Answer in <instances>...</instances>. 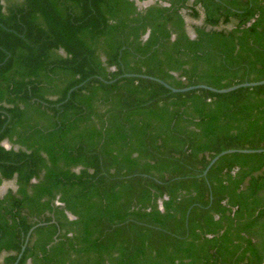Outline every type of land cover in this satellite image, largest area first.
<instances>
[{"label":"trees","instance_id":"16d2710c","mask_svg":"<svg viewBox=\"0 0 264 264\" xmlns=\"http://www.w3.org/2000/svg\"><path fill=\"white\" fill-rule=\"evenodd\" d=\"M2 1L0 264H262L264 85L124 75L264 81V0Z\"/></svg>","mask_w":264,"mask_h":264},{"label":"water","instance_id":"95a60500","mask_svg":"<svg viewBox=\"0 0 264 264\" xmlns=\"http://www.w3.org/2000/svg\"><path fill=\"white\" fill-rule=\"evenodd\" d=\"M132 1H134L136 3V5L139 6V7H148L149 5L153 4L152 0H147V1H144V2H141L139 0H132ZM124 77H143V78H148V79L154 80V81L162 84L163 86H165L167 89L171 90L174 93H183V92H189V91L198 90V89H205V90H208V91H211V92H214V93L226 94V93H230V92H233L235 90H238L240 88L257 87V86L264 85V81H260V82L243 83V84L235 85V86H232V87H229V88H226V89H221V90H218V89L206 86V85H196V86H190V87H187V88L176 89V88H173V87L169 86L164 81H162L160 79H157V78H153V77L132 75V74H126V75H124ZM263 152H264V149H259V150H227V151H224V152L220 153L219 155H217L216 157H214L211 160L209 166L207 167V169L204 172V176L207 175V173L210 170V168L224 155L232 154V153L251 154V153H263ZM33 230L34 229H31V231L29 232V234L27 236V239H26V244H27V241H28V239H29V237H30V235H31ZM25 247L26 246L23 247L22 251L25 250ZM21 255L22 254H20L19 258L21 257ZM262 264H264V260H263Z\"/></svg>","mask_w":264,"mask_h":264},{"label":"crops","instance_id":"0c3cea01","mask_svg":"<svg viewBox=\"0 0 264 264\" xmlns=\"http://www.w3.org/2000/svg\"><path fill=\"white\" fill-rule=\"evenodd\" d=\"M132 1V0H131ZM152 5H154V4H152ZM152 5H149V7L150 6H152ZM139 7V6H138ZM140 9H142V7H139ZM186 22H187V26H188V18L186 17ZM188 31H189V28H188ZM148 35V34H147ZM193 36H194V33H193ZM5 144H6V146H5ZM3 145L7 148V149H10L11 148V146L7 143V142H4L3 143ZM7 183H10L11 184V186L12 187H10L9 189H7V190H5L2 194H0V197L2 198L9 190H16L17 188H16V184H15V182L14 181H10V182H4L1 186H0V188L3 186V185H5V184H7ZM160 208L163 210V206H162V203H160ZM69 217L71 218V219H73L74 217L73 216H71V215H69ZM22 253H23V251H22ZM21 253V254H22ZM20 256V255H19ZM22 256V255H21ZM21 258V257H20ZM1 261H2V259H0V263H1ZM29 264H31V262L29 263Z\"/></svg>","mask_w":264,"mask_h":264},{"label":"rangeland","instance_id":"374dc122","mask_svg":"<svg viewBox=\"0 0 264 264\" xmlns=\"http://www.w3.org/2000/svg\"><path fill=\"white\" fill-rule=\"evenodd\" d=\"M152 1H153V4L158 2V0H152ZM148 7H142V9H145V8H148ZM198 24H201V22L200 21L196 22V21H193V20L188 18V28H189V33H190L191 36H193V33H194L192 26L193 25H198ZM5 146H6V144H5ZM10 187H12L10 183H7V184L3 185L0 188V194H2L5 190L9 189Z\"/></svg>","mask_w":264,"mask_h":264},{"label":"flooded vegetation","instance_id":"af4514ba","mask_svg":"<svg viewBox=\"0 0 264 264\" xmlns=\"http://www.w3.org/2000/svg\"><path fill=\"white\" fill-rule=\"evenodd\" d=\"M158 2H159V3H161V1H160V0H158ZM2 4H4V5H5V1H4V0L2 1ZM139 9H140V8H139ZM189 35H190V33H189Z\"/></svg>","mask_w":264,"mask_h":264}]
</instances>
